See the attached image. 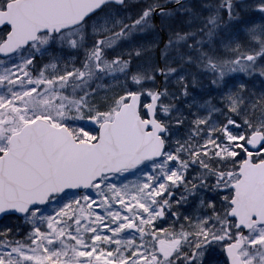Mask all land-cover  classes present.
<instances>
[{
	"label": "snow or ice",
	"instance_id": "6c2138e0",
	"mask_svg": "<svg viewBox=\"0 0 264 264\" xmlns=\"http://www.w3.org/2000/svg\"><path fill=\"white\" fill-rule=\"evenodd\" d=\"M0 264H264V0H0Z\"/></svg>",
	"mask_w": 264,
	"mask_h": 264
}]
</instances>
